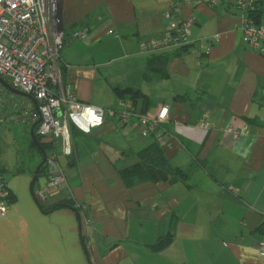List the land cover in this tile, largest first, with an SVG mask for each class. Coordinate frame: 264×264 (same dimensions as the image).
<instances>
[{"label": "crops", "instance_id": "crops-1", "mask_svg": "<svg viewBox=\"0 0 264 264\" xmlns=\"http://www.w3.org/2000/svg\"><path fill=\"white\" fill-rule=\"evenodd\" d=\"M171 1L60 0L68 30L61 51L66 81L81 100L116 110L123 98L115 86L149 95L152 104L143 113L169 104L164 141L143 136L137 121L111 116L89 133L72 132V155L55 144L67 186H50L43 173L33 196L39 163L7 181L13 199L0 217V264H91L85 247L92 264H264L258 249L264 239V54L244 40L234 0L216 7L178 1L177 22L196 18L195 44L167 51L170 76L158 78L149 68L157 52L142 53L140 41L163 36ZM256 1L264 21V0ZM85 25L87 38L74 39ZM133 107L142 112L141 102ZM204 111L214 123L208 130L198 126ZM153 143L188 174L186 181L124 183L119 171ZM76 202L89 206L77 209L81 231L70 207ZM165 235L172 241L155 251L152 245Z\"/></svg>", "mask_w": 264, "mask_h": 264}, {"label": "built area", "instance_id": "built-area-1", "mask_svg": "<svg viewBox=\"0 0 264 264\" xmlns=\"http://www.w3.org/2000/svg\"><path fill=\"white\" fill-rule=\"evenodd\" d=\"M178 1L185 4L192 2L171 1L167 12L172 18L171 23L163 36L140 41L142 53L178 51L195 44L192 33L196 18L190 16L177 22ZM234 1L241 12L244 40L254 50L264 54V21L256 17L259 11L256 0ZM219 2L220 0H208L212 7H216ZM90 30V26L85 25L76 29L72 37L85 39ZM108 33L114 34V31L110 29ZM66 41L60 0H0V76L37 100V105L31 98L7 103L5 94H0V123L6 122L9 117L30 124L39 121L38 134L44 139L56 141V144L60 143L65 155L73 153L72 125L89 133L103 125L106 118L111 116L118 117L127 124L137 121L143 127V136H154L157 140L164 141L162 124L169 118V104L160 105L151 114L135 110L132 101L128 99H122V108L116 110L78 97L63 76L61 51ZM213 125L209 111H204L198 126L208 130ZM227 130L234 131V128L228 126ZM46 167L49 185L65 188L67 177L55 148L47 153ZM37 193L41 199L46 197L42 189H38ZM12 197L6 178L0 175V217L8 213ZM73 205L81 212H87L89 208L87 202H76ZM85 222L90 224L91 217L85 216ZM258 249L264 255V239L259 241Z\"/></svg>", "mask_w": 264, "mask_h": 264}, {"label": "trees", "instance_id": "trees-1", "mask_svg": "<svg viewBox=\"0 0 264 264\" xmlns=\"http://www.w3.org/2000/svg\"><path fill=\"white\" fill-rule=\"evenodd\" d=\"M258 1H256V4ZM257 14V13H256ZM255 14V15H256ZM257 19L260 20L261 15L258 13L256 15ZM66 33L68 30H65ZM67 42V41H66ZM170 58V54L163 52V53H156L150 56L149 59V68L150 71L156 75L160 79H166L170 76L168 70H167V64ZM62 69H63V76L65 80H67L68 76V68L66 65L62 63ZM116 95L119 98H129L132 100L133 105L137 106L139 102L142 103V112H146L152 102L149 95L145 94L141 89L134 88V87H121V86H115L113 87ZM185 97V96H181ZM179 98V97H176ZM33 123L31 124V126ZM76 129H78L76 126L72 125L71 130L74 132ZM37 137L39 141L41 142L43 148L47 151V153L55 147L56 141L47 139L45 140L41 135L37 132V126L35 128ZM33 146H36L32 141ZM138 155V161L131 166L125 167L124 169H121L119 173L122 175V178L124 180V183L127 186H132L138 181L142 180H150L152 182H160V181H169V182H175L177 180H183L186 181L188 178V174L184 172L180 167H175L171 164L169 159L166 157V155L163 152V149L157 144L153 143L152 145L148 146L147 148L139 151L137 153ZM46 165L42 167L41 173H46ZM0 168V172H1ZM0 175H3L0 173ZM13 199V197H12ZM172 241V238L170 235H165L159 237V239L152 245V248L155 251H160L167 247L170 242Z\"/></svg>", "mask_w": 264, "mask_h": 264}, {"label": "rangeland", "instance_id": "rangeland-1", "mask_svg": "<svg viewBox=\"0 0 264 264\" xmlns=\"http://www.w3.org/2000/svg\"><path fill=\"white\" fill-rule=\"evenodd\" d=\"M0 94H5L7 103L23 101L21 95L8 90L1 83ZM41 159L39 148L32 144L30 123L13 120L11 117L0 123V168L3 169L0 173L8 182L15 175L18 176L21 170H27V165L38 164Z\"/></svg>", "mask_w": 264, "mask_h": 264}, {"label": "water", "instance_id": "water-1", "mask_svg": "<svg viewBox=\"0 0 264 264\" xmlns=\"http://www.w3.org/2000/svg\"><path fill=\"white\" fill-rule=\"evenodd\" d=\"M0 83L6 87L8 90L14 92V93H17L19 95H23V96H26L28 98H31V99H34V97L28 93H25L23 91H21L20 89H17L15 87H13L9 81L7 79H5L4 77L0 76ZM35 103L37 105V100H35ZM39 123V121L33 123V125L31 126V135H32V141L33 143L39 148L41 154H42V160L39 162V164L37 165L35 171H34V175H33V178H32V181L30 183V189H31V193L33 196H35V193H34V186H35V183L36 181L38 180V177L41 173V169L43 166L46 165V161H47V151L43 148L41 142L39 141L38 137H37V134H36V131H35V128L37 126V124ZM37 204H39V202L37 201ZM72 209H74L76 212H78V217H79V227H80V231L82 230V221H81V215L79 213V211L77 210L76 207L74 206H70ZM86 249V253L88 255V258H89V261L90 263L92 264L91 260H90V257H89V252L87 250V248L85 247Z\"/></svg>", "mask_w": 264, "mask_h": 264}]
</instances>
